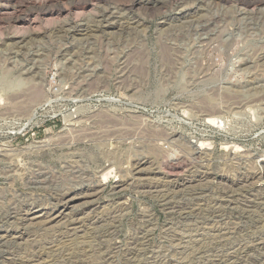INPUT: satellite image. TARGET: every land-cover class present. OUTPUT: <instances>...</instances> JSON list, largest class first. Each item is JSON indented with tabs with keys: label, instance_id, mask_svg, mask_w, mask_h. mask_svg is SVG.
I'll return each mask as SVG.
<instances>
[{
	"label": "rangeland",
	"instance_id": "rangeland-1",
	"mask_svg": "<svg viewBox=\"0 0 264 264\" xmlns=\"http://www.w3.org/2000/svg\"><path fill=\"white\" fill-rule=\"evenodd\" d=\"M134 1H0V149L3 150L0 152V232H4L0 235L15 232L18 236L26 231L27 225L21 226V213H24L21 198L27 205L31 199L53 205L56 204L53 194L74 186L80 173L84 174V186L100 179L111 165L108 159L103 161L102 153L117 155L121 160L119 168L124 170L129 159L149 155L154 169L149 175V180L152 179L149 189L134 191L118 187V175L101 177L105 180L102 192L86 199L76 197L61 209L63 215L52 224L69 217H82L84 221L75 226L77 231L69 230V234L61 237L60 243H51L49 237L40 240L36 250L42 254L43 262L57 264L70 255L74 259L72 264H81L80 260L82 264H103V256L106 263L109 259L113 261L110 264H264V249L259 246L264 232L259 233V229L250 228L248 233H242L241 245L249 247V251L253 249L249 259L240 256L235 259L232 250L240 249L241 245L225 246L232 251L229 253L218 245L220 239H213L216 242L213 243L212 239L200 236L202 232L193 231L194 218L185 220L188 208L197 202L194 198L202 192L204 198L198 204L204 210L208 208L204 213L214 208L224 212L232 209L231 221L240 222L237 212L241 210L240 200L247 201L243 198L247 189L237 191L240 186H235L237 193L232 194L228 187L233 181H241L246 173L264 172V5L251 7L235 0H180L153 6L142 4L131 9ZM82 8H85L83 15L76 16ZM16 15L23 18V25L13 22ZM21 35L29 38L27 44L12 43ZM113 122H117L119 131H124L122 137L116 135L103 142L80 141L113 130ZM128 133L133 135L132 146L123 137ZM59 140L75 142L70 146L59 145ZM104 141L103 152L97 145ZM200 142L207 143L211 149L196 158L191 149ZM33 145L42 146V152L21 157V151ZM147 145L153 149L151 155ZM233 146L238 147L237 152H233ZM92 158L95 159L91 161ZM74 162L80 167L84 162L81 172L68 168ZM165 162L173 167L165 168ZM37 164L48 171V178L53 176L56 180L45 184L48 191L42 184L29 185L30 173ZM114 167L116 173L117 166ZM134 178L145 183V176ZM262 183H255L253 189L247 187L252 191L249 194H256ZM153 185L158 189L152 188ZM191 185L202 187L196 192ZM145 190H149L148 194ZM85 200L91 202L85 204ZM83 201L84 204L80 203ZM115 204L127 205L120 216H102L96 212L113 209ZM169 204H186L187 209L171 210ZM82 209V213L78 212ZM260 210L264 211V202H260ZM41 213V209L30 211L33 216ZM175 240L181 241L177 244L180 247L175 245ZM97 248L106 252L102 258L93 256L89 260L78 252ZM48 252L52 254L47 255ZM182 253H187L184 259ZM19 257L21 245L7 242L0 247V264H11ZM205 259L213 261L208 263Z\"/></svg>",
	"mask_w": 264,
	"mask_h": 264
},
{
	"label": "bare ground",
	"instance_id": "bare-ground-1",
	"mask_svg": "<svg viewBox=\"0 0 264 264\" xmlns=\"http://www.w3.org/2000/svg\"><path fill=\"white\" fill-rule=\"evenodd\" d=\"M0 1H18V0H0ZM30 1V0H29ZM32 1V0H31ZM34 1V0H33ZM51 1V0H50ZM55 1H65V0H55ZM66 1H87V2H90V1H92V0H66ZM101 1V0H100ZM137 1H143V2H137ZM168 1H180V0H136V1H134L131 5H130V8L132 9L133 7H135V6H153L152 4H165V3H167ZM191 1V0H190ZM219 1H230V0H219ZM235 1H239L240 3H242V5L244 4V5H246V6H251V7H256V6H258V5H264V0H235ZM92 3V2H91ZM143 4V5H142ZM47 5V4H46ZM44 6V5H43ZM192 6H193V4H192ZM129 7V6H128ZM13 8V7H12ZM96 8V7H95ZM149 8V7H148ZM154 8V7H153ZM202 8V7H201ZM17 9V8H16ZM21 9V8H20ZM62 9V8H61ZM85 9V8H84ZM83 8L78 12V13H76V16H79L80 17V15L82 16L83 15V13H84V10ZM152 9V8H151ZM13 10H15V9H13ZM48 10V9H47ZM50 10V9H49ZM66 10V9H65ZM127 10H128V8H127ZM37 11H38V9H37ZM93 11V10H92ZM94 11H96V10H94ZM98 11V10H97ZM118 11V10H117ZM152 11V10H151ZM101 12V11H100ZM100 12L98 13V14H100ZM106 12V11H105ZM150 12V11H149ZM91 13V12H90ZM111 13H113V12H111ZM143 14V13H142ZM141 14V15H142ZM144 14H146V13H144ZM150 14H151V12H150ZM14 15V14H13ZM92 15V14H91ZM94 15V14H93ZM112 15V14H111ZM100 16V15H99ZM109 16V15H108ZM113 16V15H112ZM186 16H187V14H186ZM188 16H190V15H188ZM191 16H192V14H191ZM194 16H195V14H194ZM24 17V16H23ZM118 17L119 16H117V20H118ZM101 18V17H100ZM107 18H109V17H107ZM174 18V17H173ZM193 18V17H192ZM111 19H113V18H111ZM104 20H106V16H105V19ZM108 20H110V19H108ZM114 20V19H113ZM130 20V19H129ZM107 21V20H106ZM111 21V20H110ZM178 21V20H177ZM13 22L16 24V25H20L21 26V24L23 23V18L21 17V16H18V15H16L15 17H13ZM111 22H113V21H111ZM107 23V22H106ZM111 24V23H110ZM114 25H115V23H113ZM117 24V23H116ZM23 25V24H22ZM98 25V24H97ZM112 25V24H111ZM19 26V27H20ZM87 26V25H86ZM96 26V25H95ZM121 26V25H120ZM18 27V28H19ZM80 27V26H79ZM108 27V26H107ZM118 28V27H117ZM104 29V28H103ZM119 29V28H118ZM117 29V30H118ZM80 30V29H79ZM122 30V29H121ZM116 31V30H115ZM127 31V30H126ZM110 32V31H109ZM121 33V32H120ZM118 34V33H117ZM25 35H26V33H25ZM25 35H21L19 38V40H12V43L13 42H15L16 44H23V43H25V44H27L26 42L28 41L27 39H29V38H24V36ZM88 35H90V34H88ZM15 37V36H14ZM89 38V37H88ZM29 42V41H28ZM14 43V44H15ZM24 44V45H25ZM23 46V45H22ZM21 46V47H22ZM82 83V82H81ZM80 84V83H79ZM83 84H85V83H83ZM82 84V85H83ZM88 84H91V83H88ZM88 84H86V85H88ZM76 87L78 86V85H75ZM80 86V85H79ZM25 100V99H24ZM26 101V100H25ZM111 118H113V117H111ZM120 119V118H119ZM104 121V120H103ZM114 122H115V119L113 120ZM113 122V123H114ZM108 123H109V120H108ZM99 124V123H98ZM102 124V123H101ZM107 124V123H106ZM127 124V123H126ZM100 125V124H99ZM108 126V125H107ZM117 122L116 123H114L113 125H112V127L111 128H113V130H106V129H104L103 127H102V129H104V130H106V131H104V132H102L101 134H99V135H90V136H88V137H84L83 139H80V141H82V142H86V140H99V141H102V140H105L106 141V138H110V137H113V136H116L117 135V137H122V135H121V133H123L121 130L119 131V129L117 128ZM120 126V125H119ZM122 126V125H121ZM125 126V125H124ZM133 127H135V126H133ZM132 126H131V128H133ZM141 127V126H140ZM77 128V127H76ZM85 128H87V127H85ZM106 128V127H105ZM88 129V128H87ZM101 129V128H100ZM122 129V128H121ZM127 129V128H126ZM90 130V129H89ZM98 130V129H97ZM125 130V129H124ZM90 132H91V130H90ZM127 132H130V131H127ZM126 132V133H127ZM134 132V131H133ZM93 133V132H92ZM136 133V132H135ZM125 134V133H124ZM132 134V133H131ZM130 133H128V134H126V135H124L123 137L124 138H127L126 140L127 141H130V145L132 146V145H134V143H132L133 142V135H131ZM135 135V134H134ZM78 136V135H77ZM137 135H135V137H136ZM146 136V135H145ZM134 137V138H135ZM58 138V137H57ZM74 137H72V139H73ZM71 139V138H70ZM113 139V138H112ZM62 140V139H61ZM61 140H59V141H61ZM111 140V139H110ZM50 141V143H51V140H49ZM64 141V140H63ZM67 141V140H66ZM74 140H70V141H67V143L66 142H62L61 141V143H58L59 145L60 144H68L69 143V146H70V143L71 142H73ZM104 141V142H105ZM53 142V141H52ZM55 142V141H54ZM75 142V141H74ZM103 142V141H102ZM102 142H99V144L97 145V148L99 147V148H102V147H106V142L105 143H102ZM50 143H48V145L50 144ZM77 143V142H76ZM175 143V142H174ZM71 144H73V143H71ZM44 145V144H43ZM74 145V144H73ZM146 145V144H145ZM156 145V144H155ZM170 145V144H169ZM180 145V144H179ZM40 146V145H39ZM37 147V146H29V148L28 149H26L25 151H21V157H23V156H25V155H34V156H37L39 153H41L42 151H41V147L42 146H40V147ZM62 146V145H61ZM0 147H1V145H0ZM90 147H91V145H90ZM95 147V146H94ZM150 146H148L147 145V150H149L148 151V153L150 152V155H151V152L153 151V149H152V151L150 150L151 148H149ZM179 147V146H178ZM61 148V147H60ZM93 148V147H92ZM96 148V147H95ZM152 148H154V147H152ZM238 147H236L235 148V146H233L232 147V149H233V152H237L238 151V149H237ZM62 149V148H61ZM60 149V150H61ZM103 149V148H102ZM102 149H100V151L102 150ZM155 149V148H154ZM185 149V148H184ZM211 148H208V144L207 143H205V142H200L198 145H196V146H194L191 150H192V152L193 153H191L192 154V156H196V158H200L201 157V152H203V151H205V150H210ZM235 149V150H234ZM10 150V149H9ZM74 150V149H73ZM76 150H78V149H76ZM89 150V149H88ZM91 150V149H90ZM89 150V151H90ZM97 150V149H96ZM104 150L105 149H103L102 151L104 152ZM107 150V149H106ZM156 150H159L158 148L156 149ZM189 150V149H188ZM190 150V151H191ZM1 151H3L2 149H0V152ZM64 151V150H63ZM95 150H93V152H94ZM98 151H99V149H98ZM110 151V150H109ZM155 151V150H154ZM75 152V151H74ZM80 152V151H79ZM156 152V151H155ZM158 152V151H157ZM12 153V152H11ZM15 153V152H14ZM27 153H29V154H27ZM95 153V152H94ZM147 153V154H148ZM167 153V152H166ZM190 153V152H189ZM2 154V153H1ZM101 154V153H100ZM103 154V156H104V159H103V161L104 160H106V159H108L107 161H110V163H111V165H109V167L108 168H106V170L105 171H103V170H101V171H103V173H102V176H100V179H98L97 178V180L96 179H94V181H92L93 179H88V180H90V181H92L88 186L87 185H85L84 186V183H85V179L84 178H82L83 176L82 175H84V174H81L80 173V175L78 176V177H75L76 179H77V181L76 182H74V186H70V188L69 187H67V189H65V188H63V189H59L58 191L59 192H57V194H53V197L55 198V200H56V204H54L53 203V205H44V203L43 204H40V203H37V202H35V201H32V199L30 200L31 201V203L29 204L28 203V205H27V202L26 201H24V200H22L23 198H21V212H24V213H21V226L22 225H27V227H26V231L24 232V233H21L20 235H16V233L14 232V233H12V234H8V235H0V247L2 248V246L3 245H5L7 242H9V244H17L18 246L19 245H21V259H20V257H19V260H14V262H13V260L11 261V264H47V263H45V262H43L44 260H42V254L40 253V252H38L37 250H36V248H37V246L39 245V243H41L40 242V240H42V239H45V238H50V242L51 243H53V242H58V243H60L61 241H60V238L61 237H65V235H67V234H69L70 233V231L72 232H74V231H77V228L76 227H78V226H76L77 224H80V223H82L84 220H82L83 218L82 217H80V219L78 218V219H73V217H71L72 219H69L68 218V220H61V221H63V222H61L60 223V221H57L55 224L56 225H60V226H57V227H54V225L55 224H52V222H54L55 221V219H58L60 216H62L63 215V213H62V211H61V209H64V208H66L67 207V205H68V203L70 202V201H73V200H75V198L76 197H82V198H91V197H94L96 194H98V193H100V192H102V190H103V188H104V183H103V181H105V180H101L102 178L101 177H103L104 179H105V177H110V176H115V177H117V175H118V179L116 180V182H118V184H119V186L118 187H123V188H130V189H132V190H134V189H138V188H140V189H149L151 186V180H149V175H150V173H152L153 171L152 170H154L153 168H151V160H150V156L148 157V156H145V157H140V158H136V159H133V158H131V159H127L128 160V162H127V164H128V167H126L127 168V170H124V169H120L119 168V165L121 164L120 163V161L121 160H119V157L117 156V155H114L113 154V152H104V153H102ZM101 154V155H102ZM152 154H154V152L152 153ZM190 154V155H191ZM17 155H19V154H17ZM79 155V154H78ZM98 155V154H97ZM141 155V154H140ZM156 155L157 154H155V157H156ZM6 156H7V154H6ZM92 156H93V154H92ZM91 156V157H92ZM100 156V155H99ZM98 156V157H99ZM158 156H159V153H158V155H157V157H156V159H158ZM3 157H5V156H3ZM17 157V156H16ZM20 157V156H19ZM94 157H96V156H94ZM102 157V156H101ZM152 157V156H151ZM161 157V156H160ZM97 158V157H96ZM195 158V157H194ZM95 158H92L91 159V161H93ZM11 160V159H10ZM153 160V159H152ZM162 160V159H161ZM171 160V159H170ZM173 160V159H172ZM69 161V160H68ZM74 161V160H73ZM72 161V162H73ZM107 161H106V163H107ZM261 161V160H260ZM154 162V161H153ZM172 162V161H171ZM84 163V162H83ZM83 163H81L82 165H83ZM109 163V164H110ZM160 163V162H159ZM173 163V162H172ZM175 163V162H174ZM153 164V163H152ZM162 164H164V163H161L160 165H162ZM79 165V163L77 162V164L74 162V163H71L69 166H68V168H71L72 170H75V169H77V170H79V172H81V170L80 169H82L81 167H82V165H81V167H80V165ZM114 165L115 166H117L116 167V173H114V169H113V167H114ZM144 165H148V166H145V167H147V168H145V167H143ZM159 165V166H160ZM177 165V164H176ZM194 165V164H193ZM35 166V165H34ZM83 166H85V165H83ZM121 166V165H120ZM241 166V165H240ZM249 166V165H248ZM141 167H143V168H145V169H143V168H141ZM162 167H163V165H162ZM164 167L166 168V167H168V169L169 168H172L173 167V165H171L170 163H166L165 162V164H164ZM204 167V166H203ZM35 168H36V170L35 171H33V172H31L30 173V179L28 180L29 181V185H31V186H37V185H39V184H42V185H44L45 186V184H48V183H50L52 180H54L55 178L52 176V177H50V178H48V176H49V174H48V171L46 172L45 171V169L41 166V164L39 165V164H37L36 166H35ZM115 168V167H114ZM158 168H160V170L161 169H163V168H161V167H158ZM86 169V168H85ZM84 170V169H83ZM158 170V169H157ZM163 170H165V169H163ZM162 170V171H163ZM193 170V169H192ZM248 170V169H247ZM84 171H86V170H84ZM94 171V170H93ZM92 171V172H93ZM156 171V170H155ZM211 171V170H210ZM24 169H22V166H21V178L23 177V175H24ZM59 172V171H58ZM79 172L77 173V174H79ZM92 172L90 173V174H92ZM96 172V171H95ZM123 172H125V175H123ZM158 172V171H157ZM161 172V171H160ZM26 173H27V171H26ZM133 173H134V175L136 176H138V175H141V176H145V178H144V181H145V183L144 182H142L143 180H140V179H136V178H134L135 176L133 175ZM156 173V172H155ZM162 173V172H161ZM85 174H88V171H87V173L85 172ZM95 174H97V173H95ZM99 174V173H98ZM247 175L241 180V181H233V182H231L230 184L231 185H229V190H230V192L232 193V194H234V193H237V191H240V190H245V188L247 189V190H245V192L243 191V193H245V195L243 196V198H247L246 200L247 201H244V199L243 200H240V206H241V210H239L237 213H238V219L240 220V222H233V220L231 221V219H232V216H233V210L231 209L230 210V212H224V210L222 211V210H220L219 208H214L213 210H210L208 213L206 212V213H204L205 211H208V208H207V210H204L205 209V207H204V209L203 208H201V207H199L200 205L198 204V202H199V200L200 199H203L204 197H202L201 196V193L199 194V197L197 196V197H195L194 199L197 201V202H195L192 206H190L188 209H189V212H185L186 214H187V216H186V218H185V220H187L188 218L189 219H191V218H194L195 219V222H194V224H193V231H195V232H202V233H200L201 235L200 236H202V237H204L205 239H212V241H213V239H220L219 240V242H218V245H221L222 247H225V246H227L228 247V245H234V243H236V246H238V245H241L242 243H241V241H243V237H244V235L242 234L244 231H248L250 228H257V229H259V233H263L264 232V211H262V210H260V202H264V183H262V181H264V172H262V173H258V174H254V173H246ZM26 175V174H25ZM51 175V174H50ZM53 175V174H52ZM101 175V174H100ZM164 175H165V173H164ZM55 176V175H54ZM87 176V175H86ZM228 176V175H227ZM71 177V176H70ZM69 177V178H70ZM73 177V176H72ZM85 177V176H84ZM97 177V176H96ZM114 177V178H115ZM54 178V179H53ZM86 178V177H85ZM88 178H91V177H88ZM93 178V177H92ZM157 178V177H156ZM159 178V177H158ZM157 178V179H158ZM190 178V177H189ZM193 178V177H192ZM187 179V178H186ZM203 179V178H202ZM154 180V179H153ZM188 180V179H187ZM190 180V179H189ZM193 180V179H192ZM27 181V182H28ZM54 181H56V180H54ZM74 181V180H73ZM183 181V180H182ZM232 181V180H231ZM64 182H66V181H64ZM184 182H186V181H184ZM183 182V183H184ZM259 182H261L262 184H261V189H259L258 188V190H255V192H256V194H249V192L251 193L252 191H249V189L247 188V187H250V189H253L254 187H253V185H255V183H259ZM56 183V182H55ZM59 183V182H58ZM63 183V182H62ZM69 183V182H68ZM205 183H207V182H205ZM209 183V182H208ZM66 184V183H65ZM106 184V183H105ZM160 184V183H159ZM218 184V183H217ZM220 184V183H219ZM26 185H28V184H26ZM49 185V184H48ZM188 185H189V183H188ZM201 185V184H200ZM207 185V184H206ZM47 186V185H46ZM46 186H45V189H47L48 188V186H47V188H46ZM51 186H53V185H51ZM55 186V185H54ZM59 186V185H58ZM66 186H68V185H66ZM76 186L78 187V191L76 190L77 188H76ZM84 186V187H83ZM162 186V185H161ZM163 186H165V185H163ZM162 186V187H163ZM185 186V185H184ZM192 187H193V185H191ZM204 186V185H203ZM208 186V185H207ZM235 186H240L239 188L237 187V191H235L233 188L235 187ZM199 187V188H198ZM200 187H202V186H197L196 185V187H193L194 189H192V190H201L200 189ZM211 187V186H210ZM208 188V189H210V190H208V191H211V188ZM227 187V186H226ZM52 188V190L54 189V187H51ZM76 188V189H75ZM152 188H154V189H158V187L157 186H155V185H153L152 186ZM151 188V189H152ZM166 188V187H165ZM191 190V191H192ZM197 190H196V192H197ZM202 190H203V188H202ZM226 190V189H225ZM228 190V191H229ZM47 191H48V189H47ZM54 191V190H53ZM57 191V190H56ZM135 191V190H134ZM138 191H140V190H138ZM146 191V190H145ZM160 190H156V192H159ZM181 191V190H180ZM189 191V190H188ZM188 191H186L187 193H188ZM228 191H227V193H228ZM241 191V192H242ZM55 192V191H54ZM71 192H74V195L73 194H69V193H71ZM144 191H142L141 193H143ZM148 192H149V190L148 191H146L145 193H147L148 194ZM155 192V191H154ZM172 192H174L173 190H172ZM229 192V193H230ZM151 193H152V191H151ZM167 193H169V192H167ZM177 193V192H176ZM179 193H181V195H183L182 194V192H179ZM187 193H184V194H186L187 195ZM212 194V193H211ZM194 195H197V193L195 194L194 193ZM231 195V194H230ZM72 196V197H71ZM162 196H164V195H162ZM222 196V195H221ZM250 196H252V197H250ZM98 197V196H97ZM97 197H95V198H93V201H95L94 199H96ZM158 197V196H157ZM170 197V196H169ZM172 197V196H171ZM170 197V198H171ZM174 197V196H173ZM172 197V198H173ZM161 198V197H160ZM163 198V197H162ZM171 198V199H172ZM213 198V197H212ZM252 198V200H250ZM34 200V199H33ZM165 200V199H164ZM233 200V199H232ZM49 201V200H48ZM92 201V202H93ZM167 201V200H166ZM171 201V200H170ZM187 201V200H186ZM91 201H86L85 200V204H88V203H90ZM169 202V201H168ZM234 202V201H233ZM235 202H238L239 203V201L238 200H235ZM80 203H82V204H84V201L83 202H80ZM177 203V202H176ZM187 203V202H186ZM79 204V203H78ZM175 204V203H174ZM174 204H169V205H171V207H170V209L171 210H173V209H175V208H178V210L179 211H182V210H186L187 209V207H186V204H183L182 206H181V204H180V206H176V205H174ZM243 204V205H242ZM116 205V204H115ZM125 205L126 204H121V205H116L113 209L111 208V209H106L105 208V210H103V211H100V213H99V211H96V212H98V214H100V215H102V216H107V214H113V215H119L120 216V214L125 210V208H127V207H125ZM208 205V204H207ZM237 205V204H236ZM13 206V205H12ZM76 207V205H73V208H75ZM127 206V205H126ZM203 206V205H202ZM206 206V205H205ZM79 207V206H78ZM16 208V207H15ZM30 208H32V209H41V211H43V213H41L40 215H35V216H33V215H31L30 214V211L32 210V209H30ZM81 208H82V206H81ZM169 208V207H168ZM76 209V208H75ZM79 209V208H78ZM145 209V208H144ZM210 209V208H209ZM223 209V208H222ZM238 209H240V208H238ZM74 210V209H73ZM97 210V209H96ZM147 210V209H146ZM227 210V209H226ZM225 210V211H226ZM70 211V210H69ZM74 211H76V210H74ZM73 211V212H74ZM84 210L82 209V210H78V212H80V213H82ZM90 211V210H89ZM15 212V211H14ZM71 212V211H70ZM77 212V211H76ZM88 212V211H87ZM146 213V212H145ZM236 213V214H237ZM73 214V213H72ZM87 214H89V213H87ZM97 214V215H98ZM105 214V215H104ZM148 214V213H147ZM236 214H235V216H236ZM15 215V214H14ZM80 215V214H79ZM95 215H96V213H95ZM99 215V216H100ZM143 215V214H142ZM181 215H183V214H181ZM18 216V215H17ZM67 216V214H65V217ZM69 216V215H68ZM74 216H78V213H75L74 214ZM89 215H87L86 217H88ZM109 216V215H108ZM118 216V217H119ZM145 216V215H144ZM64 217V219H67V218H65ZM110 217V216H109ZM117 217V218H118ZM148 217H150V216H148ZM206 217V218H205ZM99 218V217H98ZM106 218V217H105ZM105 218L103 217V219L105 220ZM112 218H114L113 216H112ZM111 218V219H112ZM93 219L95 220L96 219V216H94V214H93ZM101 219V218H100ZM100 219H97V220H100ZM110 219V218H109ZM110 219V220H111ZM151 219V218H150ZM153 219H155V218H153ZM183 219H184V216H183ZM91 220V219H90ZM93 220V221H94ZM95 221L94 223H96V222H98V221ZM112 220H114V219H112ZM193 220V219H192ZM196 220H197V223H196ZM262 220V221H261ZM150 221V220H149ZM154 221V220H153ZM153 221L151 222V223H153ZM184 221V220H183ZM28 222V223H27ZM106 222V221H105ZM192 222V221H191ZM190 222V223H191ZM93 223V222H92ZM154 223H156V221H154ZM182 223V222H181ZM180 223V224H181ZM185 223V222H184ZM186 223H189V221H186ZM189 223V224H190ZM263 223V224H262ZM18 224V223H17ZM88 224V223H87ZM109 224H111V223H109ZM179 224V225H180ZM200 224H203L202 226H200ZM55 225V226H56ZM103 225V224H102ZM150 225V224H149ZM156 225V224H155ZM76 226V227H75ZM82 226V225H81ZM99 226V225H98ZM152 226H154V225H152ZM181 226H182V224H181ZM185 226V225H184ZM206 226V227H205ZM1 227V226H0ZM19 227V226H18ZM69 227H73L72 229H69ZM80 227V226H79ZM94 227V226H93ZM140 227V226H139ZM170 227V226H169ZM176 227V226H175ZM177 227H179L178 229H180V226H177ZM189 227V226H188ZM191 227V226H190ZM30 228H32L31 230H33V228H35V230H33V231H30L29 229ZM168 228V227H167ZM174 227H172V229H173ZM43 229V230H42ZM170 229V228H169ZM175 229H177V228H175ZM186 230H187V228H185ZM189 229V228H188ZM40 230H42V231H40ZM63 230H65V231H63ZM70 230V231H69ZM149 230V229H148ZM171 230V229H170ZM169 230V231H170ZM183 230V229H182ZM23 231V230H22ZM173 231V233H174V229L172 230ZM178 230H176V232H177ZM189 231V230H188ZM187 231V232H188ZM190 231H192L191 230V228H190ZM146 232V231H145ZM150 232V231H149ZM148 232V233H149ZM245 232V233H246ZM249 232V231H248ZM247 232V233H248ZM256 232V231H255ZM0 233H4V232H0ZM9 233V232H8ZM147 233V234H148ZM184 233V232H183ZM189 234L188 235H190V232H188ZM192 233H194V232H192ZM246 233V234H247ZM168 234V233H167ZM233 234H234V237H231V236H233ZM240 234H242L241 236H240ZM252 234V233H251ZM13 235V236H12ZM144 235V234H143ZM180 235H182V233L180 234ZM185 235V234H184ZM12 236V237H11ZM14 236H16V237H14ZM144 236H146V235H144ZM143 236V237H144ZM174 236V235H173ZM176 236V235H175ZM174 236V237H175ZM199 236V237H200ZM243 236V237H242ZM148 237V236H147ZM177 237V236H176ZM176 237H175V239H176ZM188 237V236H187ZM198 237V236H197ZM201 237V239H203L204 240V238H202ZM179 238V237H178ZM234 238V241L232 240ZM258 238V237H257ZM261 238V237H260ZM262 238H264V237H262ZM261 238V239H262ZM58 239V240H57ZM189 239H191V238H189ZM48 240V239H47ZM181 240V239H180ZM180 240H178V241H180ZM183 240V239H182ZM245 240V239H244ZM255 240V239H254ZM257 240V239H256ZM263 240V239H262ZM176 241V240H175ZM174 241V242H175ZM178 241H176L177 243L175 244V245H177L178 244ZM200 241V240H199ZM207 241V240H206ZM212 241H211V243H212ZM247 241V240H246ZM259 241H261V240H259ZM171 242V241H170ZM181 242V241H180ZM202 242V241H201ZM207 242H209V241H207ZM254 242V241H253ZM86 243V242H85ZM191 243V242H190ZM210 243V244H211ZM213 243H216V242H214L213 241ZM212 243V244H213ZM244 243V242H243ZM254 243H257V242H254ZM136 244V243H135ZM181 244V243H180ZM191 244H193L194 245V243H191ZM197 244V243H196ZM201 244L202 243H200V246H201ZM208 245H209V243H207ZM247 244V243H246ZM253 244V243H252ZM259 244V243H258ZM171 245V244H170ZM199 245V244H198ZM248 245V244H247ZM257 245V244H256ZM172 246V245H171ZM177 246H181V245H177ZM190 246V245H189ZM195 246H197V245H195ZM211 246H214V245H211ZM235 246V245H234ZM259 246H262V249H264V240L263 241H261L260 242V245ZM15 247H17V246H15ZM106 247V246H105ZM194 247V246H193ZM193 247H191L192 249H194ZM198 247V246H197ZM203 247V246H202ZM208 247V246H207ZM220 247V246H219ZM221 247V248H222ZM227 247H225V248H227ZM230 247V246H229ZM239 247V246H238ZM258 247V246H257ZM110 248V247H109ZM132 248V247H131ZM184 248V247H183ZM196 248V247H195ZM201 248V247H200ZM205 248H206V246H205ZM212 248V247H211ZM214 248V247H213ZM212 248V249H213ZM249 248V247H248ZM248 248L247 247H243L242 245H241V247H240V249L238 248L237 250H232L233 251V256L235 257V259H236V256H240V258L241 259H249V254H250V252H253L252 250L251 251H249L248 250ZM253 248V247H252ZM15 249V248H14ZM68 249V248H67ZM71 249V248H70ZM106 249V248H105ZM111 249V248H110ZM187 249V248H186ZM189 249V248H188ZM209 249V248H208ZM219 250L217 247L216 248H214V250ZM228 249V248H227ZM236 249V248H235ZM250 249V248H249ZM259 249V248H258ZM65 250V249H64ZM100 250V249H99ZM104 250V249H103ZM103 250H100V251H98V248H97V250L96 251H91V250H85V251H78L79 252V254H80V256H81V254L83 253L84 254V256H82V257H87L88 259L89 258H93V256L95 257V256H99V257H101V255H103L104 253H106L105 251H103ZM184 250V249H183ZM197 250V249H196ZM206 250H207V248H206ZM222 250V249H221ZM221 250H219L220 252H221ZM225 250V249H224ZM255 250H256V248H255ZM72 251V250H71ZM74 251V250H73ZM109 251V250H108ZM111 251V250H110ZM113 251V250H112ZM115 251V250H114ZM186 251V250H185ZM197 251H200L201 252V250H197ZM211 251V250H210ZM230 250L228 249V252H229ZM232 251H230V252H232ZM67 253L68 252H70L69 250H67L66 251ZM104 252V253H103ZM120 251L118 250V253H119ZM124 251H122V253H123ZM126 252V251H125ZM124 252V253H125ZM129 252V251H128ZM187 252H188V250H187ZM194 252V251H193ZM215 252H218V251H215ZM219 252V253H220ZM226 252H227V250H226ZM227 252V253H228ZM229 252V253H230ZM66 253V254H67ZM202 253V252H201ZM214 253V252H213ZM217 254L218 256L221 254ZM50 254H52V253H50ZM49 254V252L47 253V255H50ZM75 254V253H74ZM77 254V253H76ZM82 254V255H83ZM108 254V253H107ZM107 254H105V255H107ZM109 254H111V253H109ZM117 254V253H116ZM154 254V253H153ZM182 254H184V257H183V259L185 258V255L187 254H185V253H182ZM190 254H192V253H190ZM194 254V253H193ZM262 254V253H261ZM46 255V254H45ZM118 255V254H117ZM201 255V254H200ZM211 255V254H210ZM223 255V254H222ZM227 255V254H226ZM231 255V254H230ZM108 256H111V255H108ZM115 256V255H114ZM123 256V255H122ZM155 256V255H154ZM189 256V255H188ZM195 256V255H194ZM206 256H209V255H206ZM214 256H215V254H214ZM221 256V255H220ZM219 256V257H220ZM66 259H63V261L62 262H60V263H57V264H72L73 262H71V261H74V259H73V257H71L70 255H66ZM96 257V258H97ZM116 257V256H115ZM203 257V256H202ZM222 257V256H221ZM224 257H225V255H224ZM231 257H232V255H231ZM231 257H229V258H231ZM234 257H232V258H234ZM263 257H264V253H263ZM76 258V257H75ZM95 258V259H96ZM102 258V257H101ZM112 258V257H111ZM188 258V257H187ZM200 258V257H199ZM210 258V257H209ZM214 257L212 256V259H213ZM261 258V257H260ZM45 260H47L46 258H44ZM94 259V260H95ZM109 259V258H108ZM208 259V258H207ZM207 259H205L206 261H208ZM215 259H217V258H215ZM219 259V258H218ZM221 259V258H220ZM226 259V258H225ZM86 260V259H85ZM90 260V259H89ZM101 260V259H100ZM103 260H104V263L103 264H107L109 261H112V260H110L109 259V261L106 263V257H105V259H104V256H103ZM202 260V259H201ZM227 260V259H226ZM251 260V259H250ZM252 260H254V259H252ZM263 260H264V258H263ZM82 261L83 260H80V263L82 264ZM205 261V262H206ZM211 261V260H210ZM210 261H208V263H210ZM213 261V260H212ZM211 261V262H212ZM215 261V260H214ZM221 261H222V259H221ZM220 261V262H221ZM94 262V261H93ZM97 262H98V260H97ZM113 262V261H112ZM204 262V261H203ZM224 262V261H223ZM0 263H2V262H0ZM49 263V262H48ZM92 263V262H91ZM94 263H96V261L94 262ZM99 263H101L102 264V262H99ZM84 264H86V263H84ZM97 264V263H96ZM108 264H110V262L108 263ZM111 264H113V263H111ZM204 264V263H203ZM214 264H215V262H214ZM220 264H222V263H220ZM233 264V263H232Z\"/></svg>",
	"mask_w": 264,
	"mask_h": 264
}]
</instances>
